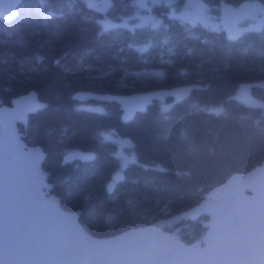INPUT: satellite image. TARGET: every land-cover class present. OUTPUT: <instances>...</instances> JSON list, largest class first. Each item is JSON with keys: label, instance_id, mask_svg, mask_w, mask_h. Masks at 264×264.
<instances>
[{"label": "trees", "instance_id": "16d2710c", "mask_svg": "<svg viewBox=\"0 0 264 264\" xmlns=\"http://www.w3.org/2000/svg\"><path fill=\"white\" fill-rule=\"evenodd\" d=\"M201 1L218 8L244 0ZM31 2L13 22L0 20V105L30 91L46 104L18 129L27 144L42 147L51 192L67 210L81 211L90 234L114 236L188 210L234 173L262 164L264 110L242 103L238 88L252 83L253 95L264 100V30L230 42L221 29L178 12L161 25L154 12L155 26L143 27V19L125 18V8L113 15L130 26L104 32L81 0ZM186 84L199 88L181 102L156 101L129 123L116 103L95 114L73 99L80 91L132 94ZM75 149L94 151L96 159L62 166ZM122 153L132 159L123 162ZM207 219L182 221L181 239L198 240Z\"/></svg>", "mask_w": 264, "mask_h": 264}, {"label": "water", "instance_id": "95a60500", "mask_svg": "<svg viewBox=\"0 0 264 264\" xmlns=\"http://www.w3.org/2000/svg\"><path fill=\"white\" fill-rule=\"evenodd\" d=\"M82 1L101 16L113 8L112 0ZM22 2L0 0V20L9 24L17 19ZM209 10V6H197L192 13L207 26ZM98 23L108 32L115 20L103 17ZM219 24L226 39L236 42L264 28V3L222 2ZM197 88L198 84H186L132 94L80 91L73 99L79 109L95 114L105 113L104 103H116L121 120L129 123L156 101L181 102ZM252 88V83H242L238 99L264 110V100L255 97ZM45 107L35 91L14 98L10 105H0V264H264V161L248 172L234 173L188 210L114 236L96 237L81 224V211L65 209L51 192L50 173L43 167L46 153L39 145L27 144L18 129V124ZM114 133L107 138L112 139ZM96 156L94 151L75 149L62 157L61 165L92 162ZM120 175L114 176L108 189H113ZM201 217L208 218L205 233L185 243L178 225Z\"/></svg>", "mask_w": 264, "mask_h": 264}, {"label": "rangeland", "instance_id": "374dc122", "mask_svg": "<svg viewBox=\"0 0 264 264\" xmlns=\"http://www.w3.org/2000/svg\"><path fill=\"white\" fill-rule=\"evenodd\" d=\"M40 2L42 3V0H40ZM129 5H127V3H118L117 6L114 7V15L115 16H119L118 14H125L124 10L126 9V12H128L125 18L129 21L130 18H135V19H143L145 22L148 21H154V12H156L157 14H159L160 12L165 11V9L169 8L172 6L173 1L172 0H128ZM32 2L31 0H28L26 2H24L21 5V8L23 7H27V8H31ZM122 4H126V7H122ZM191 8L190 5L188 3H184L182 4L180 7L176 6V12L179 11H185L187 9ZM131 9V10H130ZM157 9V11H156ZM144 10H146L147 13L144 12ZM169 10V9H168ZM194 10V9H193ZM55 11V9H53V12ZM119 12V13H118ZM120 17V16H119ZM121 24H125V21L121 19ZM208 24L209 27L212 29H220V25H219V10H217L216 8H214L210 13H209V18H208ZM252 24V23H250ZM248 24V25H250ZM261 30H264L261 29ZM146 50H148V46H145ZM169 58H161L160 62L161 63H165L168 62ZM169 107V104L167 103H163V108H167ZM117 144L120 146V148L123 147V142L119 141L118 139H115ZM121 156H123L124 161L123 162H127L130 161L132 158L126 157V155L124 153L121 154ZM66 209V208H65Z\"/></svg>", "mask_w": 264, "mask_h": 264}, {"label": "flooded vegetation", "instance_id": "af4514ba", "mask_svg": "<svg viewBox=\"0 0 264 264\" xmlns=\"http://www.w3.org/2000/svg\"><path fill=\"white\" fill-rule=\"evenodd\" d=\"M82 1V0H81ZM113 1V8H112V10L106 15V16H101V15H99V14H96V13H93V14H96L97 15V23H98V20L100 19V18H103V17H106V18H111V19H114L115 20V25H114V27L113 28H116V27H122V26H130L129 24H121V22H119L117 19H116V17L113 15V12L115 11L114 10V7L115 6H117V4L115 3V1L116 0H112ZM170 1V0H169ZM173 1V3H172V6L171 7H169V8H167V9H165V11H163V12H160L159 14H160V17H158L157 19H158V21H161L159 24L161 25V24H164V20L165 19H176V0H172ZM84 2V1H83ZM127 3V5H129V3L130 2H126ZM186 3H188L189 5H190V7L191 8H189V9H187V10H185V11H179L178 13L179 14H185L183 17H179V16H177L178 18H185L187 21H189V22H192V23H194V24H201V25H203L204 27H209V24L207 25V26H205L204 24H203V22L202 21H200V20H198L197 18H196V16H194V14L192 13V11H193V9H195L197 6H202V7H204V6H209L210 7V10L208 11V12H206V17H207V21H208V18H209V13L215 8V7H213L212 5H210V4H207V3H204V2H202L201 0H197L194 4H190L189 3V0H186ZM85 4V3H84ZM86 6V5H85ZM87 8V7H86ZM169 9V10H168ZM217 10H219L220 9V5L218 6V8H216ZM88 10V9H87ZM131 10V9H130ZM91 12V11H90ZM144 12L145 13H147L146 12V10H144ZM158 14V15H159ZM130 20H132V18H130ZM250 23H252L253 24V22H246L245 23V25H248V24H250ZM99 24V23H98ZM252 24H250V25H252ZM100 25V24H99ZM137 25V24H136ZM155 26V24H154V21H148V22H143L142 24H141V26H143V27H149V26ZM158 25V24H157ZM220 25V24H219ZM100 27H101V25H100ZM101 29H102V27H101ZM163 58V57H162ZM161 63V62H160ZM165 63H169V61L168 62H165ZM161 64H164V63H161ZM147 72H151V73H153L154 71L153 70H149V71H147ZM89 103H91V104H96L97 102H93V101H91V102H89Z\"/></svg>", "mask_w": 264, "mask_h": 264}, {"label": "snow or ice", "instance_id": "6c2138e0", "mask_svg": "<svg viewBox=\"0 0 264 264\" xmlns=\"http://www.w3.org/2000/svg\"><path fill=\"white\" fill-rule=\"evenodd\" d=\"M19 2H20V0H17V3H19ZM2 18H3V17H2V16H0V19H2ZM107 27H108V26H107V25H105V30H107ZM230 38H231V37H230ZM215 111H216V113H217V114H219V112H220V110H219V109H216ZM111 190H112V188H111V186H109V191H111Z\"/></svg>", "mask_w": 264, "mask_h": 264}]
</instances>
